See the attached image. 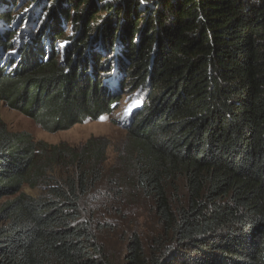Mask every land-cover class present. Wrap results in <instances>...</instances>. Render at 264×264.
Listing matches in <instances>:
<instances>
[{
  "label": "trees",
  "instance_id": "16d2710c",
  "mask_svg": "<svg viewBox=\"0 0 264 264\" xmlns=\"http://www.w3.org/2000/svg\"><path fill=\"white\" fill-rule=\"evenodd\" d=\"M26 2L0 102L48 133L139 105L109 170L104 140L0 125V264H264V0Z\"/></svg>",
  "mask_w": 264,
  "mask_h": 264
},
{
  "label": "rangeland",
  "instance_id": "374dc122",
  "mask_svg": "<svg viewBox=\"0 0 264 264\" xmlns=\"http://www.w3.org/2000/svg\"><path fill=\"white\" fill-rule=\"evenodd\" d=\"M17 7L14 5L12 15L20 16V12L23 7L26 6V0H15ZM28 21V20H26ZM18 33V29L16 31ZM66 33H70L66 31ZM91 38H94V34L90 32ZM125 92V91H124ZM139 105V101L136 97L131 95H125L121 101L115 106V109H110L107 115H104V119L101 118L97 121H85L82 124L74 125L72 128L66 131H59L56 133H48L42 130L37 124L30 118L22 114L18 110L9 108L4 102H0V125L6 127L7 131L12 133H26L35 142H43L49 145L66 144L67 146L77 148L84 145L88 140H104L108 144L106 146L104 169L109 170L116 166L117 156L120 154L123 145L126 140V130L122 125L118 124V121L126 114L127 109L135 110ZM25 192L29 195L35 196L37 191L25 189ZM123 211H130L126 217V221L134 222L133 229L139 232L140 235H146L149 233L147 229L149 226L148 220L141 215V212L131 206H122ZM151 223V220H150ZM136 224V225H135ZM111 246L115 245V242L109 243ZM117 249V247L115 248Z\"/></svg>",
  "mask_w": 264,
  "mask_h": 264
},
{
  "label": "clouds",
  "instance_id": "9594fccd",
  "mask_svg": "<svg viewBox=\"0 0 264 264\" xmlns=\"http://www.w3.org/2000/svg\"><path fill=\"white\" fill-rule=\"evenodd\" d=\"M114 88H115V86H114ZM134 111L135 110H132L131 108L127 109L125 111L126 114L118 121V124L120 123L119 125H122L125 129H127L129 126L130 116L133 114Z\"/></svg>",
  "mask_w": 264,
  "mask_h": 264
},
{
  "label": "snow or ice",
  "instance_id": "6c2138e0",
  "mask_svg": "<svg viewBox=\"0 0 264 264\" xmlns=\"http://www.w3.org/2000/svg\"><path fill=\"white\" fill-rule=\"evenodd\" d=\"M101 119L103 120V119H104V117H101Z\"/></svg>",
  "mask_w": 264,
  "mask_h": 264
},
{
  "label": "water",
  "instance_id": "95a60500",
  "mask_svg": "<svg viewBox=\"0 0 264 264\" xmlns=\"http://www.w3.org/2000/svg\"><path fill=\"white\" fill-rule=\"evenodd\" d=\"M120 124V123H119Z\"/></svg>",
  "mask_w": 264,
  "mask_h": 264
}]
</instances>
